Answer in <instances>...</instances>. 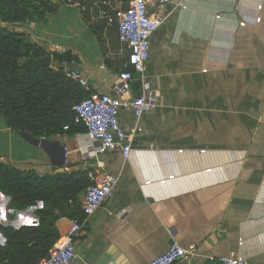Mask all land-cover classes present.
Here are the masks:
<instances>
[{
	"label": "crops",
	"instance_id": "0c3cea01",
	"mask_svg": "<svg viewBox=\"0 0 264 264\" xmlns=\"http://www.w3.org/2000/svg\"><path fill=\"white\" fill-rule=\"evenodd\" d=\"M171 1L149 8L165 20L131 85L155 108L137 122L121 113L136 140L126 159L98 152L85 133L39 138L38 147L19 138L14 151L0 150V163L39 176L117 178L112 199L86 219L78 264H149L173 243L191 252L178 264L229 256L264 264V0ZM57 2L55 14L14 29L46 53L76 56L92 91L116 95L126 54L107 19L116 23L128 0ZM33 211L13 210L0 193V226H30ZM70 221H56L59 237Z\"/></svg>",
	"mask_w": 264,
	"mask_h": 264
},
{
	"label": "trees",
	"instance_id": "16d2710c",
	"mask_svg": "<svg viewBox=\"0 0 264 264\" xmlns=\"http://www.w3.org/2000/svg\"><path fill=\"white\" fill-rule=\"evenodd\" d=\"M56 9L51 0H0V116L4 128L34 139L84 134L83 126L73 122L72 107L92 92L61 68L78 63L71 53L52 55L56 69L21 68L23 61L48 55L9 27L42 22ZM138 86L131 85L136 96ZM90 184L87 171L39 176L0 163V193L10 199L13 210L34 208L36 218L17 229L0 226L6 241L0 247V264H37L45 258L59 238L54 224L60 217L80 224L86 220L79 196Z\"/></svg>",
	"mask_w": 264,
	"mask_h": 264
},
{
	"label": "built area",
	"instance_id": "2783aa9c",
	"mask_svg": "<svg viewBox=\"0 0 264 264\" xmlns=\"http://www.w3.org/2000/svg\"><path fill=\"white\" fill-rule=\"evenodd\" d=\"M170 0H128L125 8L116 12V30L118 42L125 51V58L121 63V74L118 79L116 95L100 91H92L80 103L72 107L74 124L85 129V135L98 146V152H117L126 159L133 147L130 135L121 124V113L127 111L134 121L155 108L154 102L141 94L133 96L131 83L135 76H142L149 60L150 41L154 33L161 27L165 18L149 13L152 4L163 6ZM179 7H183L178 3ZM68 76L87 87L72 73ZM66 127L63 128L65 132ZM91 145V147H92ZM91 184L86 188L81 202V211L86 219L96 213L110 199L117 186V178L109 174H101L86 170ZM111 216V213H108ZM86 220L80 224L77 220L70 221V228L66 235L59 237L48 251L47 256L37 264H78L82 262L81 254L76 250L77 242ZM191 256L181 246L173 243L166 252L153 258L149 264H178L187 261ZM216 264H246L237 256L223 257Z\"/></svg>",
	"mask_w": 264,
	"mask_h": 264
},
{
	"label": "water",
	"instance_id": "95a60500",
	"mask_svg": "<svg viewBox=\"0 0 264 264\" xmlns=\"http://www.w3.org/2000/svg\"><path fill=\"white\" fill-rule=\"evenodd\" d=\"M180 0H172L171 3L173 5H177ZM51 58L48 56L39 58V59H28L26 61L21 62V68L24 71H29L31 69H42V68H50L51 65ZM61 68L66 71L67 73H72L75 77H77L81 82L85 83L87 87L92 86V83L88 80V75L85 72L81 71V68L76 65V64H70V65H65L62 64ZM20 138L24 141H27L29 144L34 145V146H40L41 144L37 139L32 138L31 136L24 134V133H17ZM135 141H132V147L135 148ZM93 149V147H91ZM65 153H62V156H64ZM64 162V160H63Z\"/></svg>",
	"mask_w": 264,
	"mask_h": 264
},
{
	"label": "rangeland",
	"instance_id": "374dc122",
	"mask_svg": "<svg viewBox=\"0 0 264 264\" xmlns=\"http://www.w3.org/2000/svg\"><path fill=\"white\" fill-rule=\"evenodd\" d=\"M52 1V3L57 7V4H56V2H57V0H51ZM60 0H58V2H59ZM70 2L68 3V0H63V2L64 3H66L67 5H69V4H73L74 2V0H69ZM57 2V3H58ZM73 2V3H72ZM60 3V2H59ZM107 23H108V28H111V29H114L113 30V33H114V31H115V18H113L112 16L109 18V19H107ZM11 30H13V31H16V29H14V28H12V27H9ZM47 55H48V57H50L51 58V60H52V63H51V65H50V68L51 69H56L57 68V64L53 61V57H52V55L54 54V53H46ZM4 129V121H3V119H2V117L0 116V136H1V138H0V150H6L8 147H10V149L12 150V151H14L15 150V148H16V143L19 141V138H20V136L18 135V134H16L15 132H11L10 134H9V136L7 137V136H3L2 135V130ZM64 132V131H63ZM8 143V144H7Z\"/></svg>",
	"mask_w": 264,
	"mask_h": 264
},
{
	"label": "clouds",
	"instance_id": "9594fccd",
	"mask_svg": "<svg viewBox=\"0 0 264 264\" xmlns=\"http://www.w3.org/2000/svg\"><path fill=\"white\" fill-rule=\"evenodd\" d=\"M0 242H2V241H0Z\"/></svg>",
	"mask_w": 264,
	"mask_h": 264
}]
</instances>
